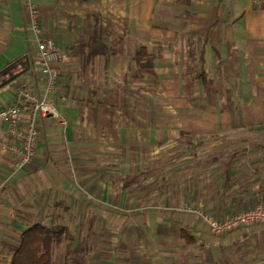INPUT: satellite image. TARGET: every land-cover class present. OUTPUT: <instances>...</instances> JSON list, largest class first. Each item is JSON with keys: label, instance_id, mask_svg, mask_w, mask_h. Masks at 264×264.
I'll use <instances>...</instances> for the list:
<instances>
[{"label": "crops", "instance_id": "1", "mask_svg": "<svg viewBox=\"0 0 264 264\" xmlns=\"http://www.w3.org/2000/svg\"><path fill=\"white\" fill-rule=\"evenodd\" d=\"M29 5L64 124L36 114L25 167L0 149V264L36 223L65 228L52 264H264L261 226L215 236L183 209L264 197V0H0V107L44 97Z\"/></svg>", "mask_w": 264, "mask_h": 264}, {"label": "built area", "instance_id": "2", "mask_svg": "<svg viewBox=\"0 0 264 264\" xmlns=\"http://www.w3.org/2000/svg\"><path fill=\"white\" fill-rule=\"evenodd\" d=\"M29 26L36 37L37 64L45 77L43 99L31 95L26 84L16 88L13 103L0 107V149L12 154L13 166L19 169L29 165L35 157L37 144L36 114L41 117L51 115L64 124V118L55 106L45 97L52 92L58 82L56 63L64 56L57 50L51 40L40 36L37 10L29 5ZM18 142V143H16ZM184 210L195 213L215 236L240 228L259 225L264 229V198H260L252 207L234 213L215 217L203 210L183 205Z\"/></svg>", "mask_w": 264, "mask_h": 264}, {"label": "trees", "instance_id": "3", "mask_svg": "<svg viewBox=\"0 0 264 264\" xmlns=\"http://www.w3.org/2000/svg\"><path fill=\"white\" fill-rule=\"evenodd\" d=\"M136 60L141 71H151V60L142 47L136 53ZM65 238L63 226L33 224L22 233L9 264H52L53 247Z\"/></svg>", "mask_w": 264, "mask_h": 264}, {"label": "rangeland", "instance_id": "4", "mask_svg": "<svg viewBox=\"0 0 264 264\" xmlns=\"http://www.w3.org/2000/svg\"><path fill=\"white\" fill-rule=\"evenodd\" d=\"M254 133H256V132H254ZM257 133H259V132H257ZM257 133H256V134H257ZM260 143H263V144H264V142H263V141H262V142H260ZM253 144H255V145H256V144H257V142H256V141H254V142H253Z\"/></svg>", "mask_w": 264, "mask_h": 264}]
</instances>
